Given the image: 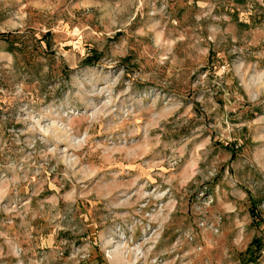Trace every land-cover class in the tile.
<instances>
[{"label":"rangeland","instance_id":"1","mask_svg":"<svg viewBox=\"0 0 264 264\" xmlns=\"http://www.w3.org/2000/svg\"><path fill=\"white\" fill-rule=\"evenodd\" d=\"M0 264H264V0H0Z\"/></svg>","mask_w":264,"mask_h":264}]
</instances>
